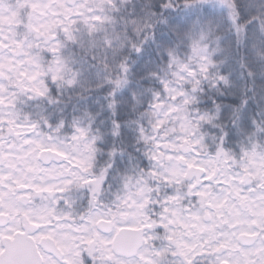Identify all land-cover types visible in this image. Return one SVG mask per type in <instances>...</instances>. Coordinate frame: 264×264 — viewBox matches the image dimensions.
<instances>
[{
	"label": "snow or ice",
	"instance_id": "6c2138e0",
	"mask_svg": "<svg viewBox=\"0 0 264 264\" xmlns=\"http://www.w3.org/2000/svg\"><path fill=\"white\" fill-rule=\"evenodd\" d=\"M0 264H264V0H0Z\"/></svg>",
	"mask_w": 264,
	"mask_h": 264
}]
</instances>
